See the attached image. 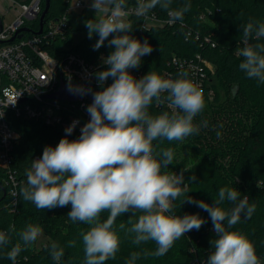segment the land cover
<instances>
[{
    "label": "clouds",
    "instance_id": "1",
    "mask_svg": "<svg viewBox=\"0 0 264 264\" xmlns=\"http://www.w3.org/2000/svg\"><path fill=\"white\" fill-rule=\"evenodd\" d=\"M171 5L172 0H136L134 14L145 17L159 6L168 12L167 22L174 24L182 21L191 9L190 3L178 9ZM90 8L95 10V16L85 21L87 36L99 37L93 50H98L106 40L114 49L102 60L107 67L92 74L101 90L93 92L90 87L70 81L67 85L72 94L92 95L93 101L86 109L90 120L77 139H68L78 123L73 121L56 146L44 147L42 156L33 159L25 169L26 184L18 195L38 210L71 204L68 218L90 226L81 233L85 264H105L115 259L121 242L115 221L129 212L131 216L138 212L140 215L135 222L128 220L130 227L121 223L119 229L134 234L135 245L155 242V251H144L145 257L166 255L179 238L193 229L199 230L206 222L198 214H174L173 202L180 197H185L180 206L196 205L209 214L213 223L216 235L210 241L213 250L206 264H260L252 241L233 230L242 216L252 217L255 204H249L247 196L241 198L235 187L219 188L212 205L185 195L189 191L183 171H164L174 164V150L154 143L183 142L198 135L201 127H208L206 120L194 123L206 106L203 89L188 78L186 71H180L175 79L152 71L137 79L129 69L139 68L141 58L150 55L153 48L146 39L141 42L131 35L133 25L126 19L127 0H91ZM262 38L264 22L249 20L242 25L243 47L237 48L236 54L243 58L239 69L246 77L264 84V42H259ZM109 78L112 83L105 87ZM153 106H166L170 111L153 114ZM216 135L219 138L221 133L217 131ZM194 180L195 176L190 178ZM226 202L232 207H224ZM104 212L108 216L102 221ZM12 232L15 225H10L8 233L0 231V247L11 243ZM41 233L40 226L27 224L18 233L22 243H16L6 253L7 258L15 264L21 251L30 247ZM75 243L69 241L68 246ZM49 253L59 264L64 248L52 242ZM140 256V252H132L127 264H135Z\"/></svg>",
    "mask_w": 264,
    "mask_h": 264
},
{
    "label": "trees",
    "instance_id": "2",
    "mask_svg": "<svg viewBox=\"0 0 264 264\" xmlns=\"http://www.w3.org/2000/svg\"><path fill=\"white\" fill-rule=\"evenodd\" d=\"M185 3H190L191 9L184 14L182 21L171 25L167 22L168 12L159 6L146 15L157 20L150 22L149 28L141 29L144 17L134 15L128 18L133 25L131 35L141 42L146 39L153 48L150 55L141 58L139 68L129 71L137 79L149 71L175 79L180 71H186L188 78L203 89L206 106L194 118V123L206 120L208 127H201L198 135L183 142L165 140L154 143L160 148L174 150V164L164 171L176 174L183 171L189 191L185 195L212 205L219 188L235 187L241 198L247 196L249 204H255L252 217L245 219L242 216L233 230H239L252 241L260 262L264 264V84L246 77L239 69L243 58L236 54V49L243 47L242 25L249 20L264 22V0H172L171 8L178 9ZM69 4L70 0H50L45 20L61 17ZM130 7H136V0H127V8ZM43 9L44 0L41 12ZM30 27L37 29L38 22L31 23ZM80 30L87 33L85 25ZM73 31L70 27L66 38L54 44L59 55L72 53L95 65L96 72L104 70L107 66L102 60L114 50L108 46V40L98 50H93L99 38L96 34L91 39L86 35L77 44L71 45ZM205 38H209L210 43H206ZM259 42H264V38ZM211 44L214 46L211 47ZM64 47H69L68 51L61 50ZM203 62L215 67L214 74L207 70ZM194 67L200 69L198 75L194 74ZM111 83L109 78L106 85ZM162 110L170 111L166 106L150 108L153 114ZM14 128L18 137L12 152V171L18 186L16 195L12 196L6 171L0 168V231L8 233L10 225H15V232L10 233L11 243L0 247V264H13L6 253L16 243H22L18 233L27 224L40 226L47 241L41 249H36L37 238L30 247L21 251L15 264H56L49 253L52 242L64 248L59 264H85L81 233L89 230L90 226L68 218L71 204L38 210L18 195L20 188L26 184L25 169L30 167L34 157L40 158L45 146H56L66 134L57 128L22 120L16 121ZM217 131L221 133L219 138ZM78 137L71 134L68 139ZM193 176L195 180L190 181ZM184 198L173 202L174 214H198L206 221L199 230L193 229L179 238L166 255L145 257L144 251H155L157 246L153 241L140 245L132 243L134 234L121 231L119 224L130 227L128 220L135 222L140 213L135 216H131V212L126 213L119 216L114 225L120 237V249L115 259H109L105 264H127L132 252L141 253L135 264H206L213 250L210 241L215 239L214 226L203 209L188 203L180 206ZM224 207L231 208L232 205L226 202ZM107 216V212L102 213L101 220H106ZM73 240L75 246L69 247L68 242Z\"/></svg>",
    "mask_w": 264,
    "mask_h": 264
},
{
    "label": "built area",
    "instance_id": "3",
    "mask_svg": "<svg viewBox=\"0 0 264 264\" xmlns=\"http://www.w3.org/2000/svg\"><path fill=\"white\" fill-rule=\"evenodd\" d=\"M4 1L9 2L14 10V18L9 25L2 24L0 31V168L6 171L7 184L15 196L18 182L12 171V152L18 137L14 128L16 121L38 122L57 128L64 134L73 121H78L72 134L80 135L83 125L90 120L86 109L92 102L88 97L81 96L73 102L45 97L55 94L60 82L66 87L70 81L93 91L101 89L92 75L96 72L95 65L72 53L59 55L54 47L56 42L66 38L74 12L85 8L82 2L77 1L73 6L69 4L61 17L46 21L42 32L35 34L39 27L32 29L30 24L38 22L42 0ZM134 9H126L127 20L135 15ZM150 22L157 20L153 16L144 17L141 29L149 28ZM23 28L31 32H19ZM16 35H21V38L10 41ZM204 41L210 43L209 38ZM61 50L68 51L65 47ZM203 64L206 66L207 62ZM193 69L194 74L200 73L198 67Z\"/></svg>",
    "mask_w": 264,
    "mask_h": 264
},
{
    "label": "rangeland",
    "instance_id": "4",
    "mask_svg": "<svg viewBox=\"0 0 264 264\" xmlns=\"http://www.w3.org/2000/svg\"><path fill=\"white\" fill-rule=\"evenodd\" d=\"M77 1H80L84 5L83 10H77L75 11V17L72 19L71 27L73 28V32L71 33L70 37V44L75 45L77 44L84 36L87 35V33L81 32V28L85 25V21L88 18H94L95 16V10L90 8L91 0H70V5L73 6ZM9 2L0 0V19L2 21V24L4 26L9 25L13 18H14V10ZM66 49H69V47H65ZM207 70L214 74L215 67L211 63H207L205 66ZM47 241V238L44 236L43 233L38 237V240L36 241V249H41L45 242ZM18 264H21L18 262ZM262 264V262H260Z\"/></svg>",
    "mask_w": 264,
    "mask_h": 264
},
{
    "label": "water",
    "instance_id": "5",
    "mask_svg": "<svg viewBox=\"0 0 264 264\" xmlns=\"http://www.w3.org/2000/svg\"><path fill=\"white\" fill-rule=\"evenodd\" d=\"M49 6H50V0H44V9H43V11L41 12V14H40V16L38 18V27H39V29H38L37 32H35V34H40L42 32L43 26H44V24L46 22L45 16H46V14L48 12ZM1 28H2V21L0 19V31H1ZM19 32H31V30L28 29V28H23ZM15 38H21V35L14 36L10 41H13ZM93 92H95V91H93ZM86 96L88 97L90 102L93 101V97H92L91 94H88ZM80 97L81 96H79V95H75V94L70 93L67 90V87L62 82H60V86H59L58 91L55 94L50 95V96L45 97V98L59 99V100H62V101L73 102V101H77Z\"/></svg>",
    "mask_w": 264,
    "mask_h": 264
}]
</instances>
